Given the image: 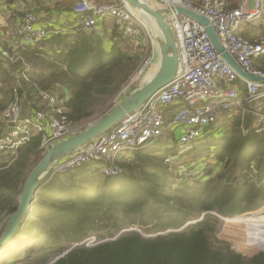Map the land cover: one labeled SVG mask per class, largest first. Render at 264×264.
<instances>
[{"label": "trees", "instance_id": "obj_1", "mask_svg": "<svg viewBox=\"0 0 264 264\" xmlns=\"http://www.w3.org/2000/svg\"><path fill=\"white\" fill-rule=\"evenodd\" d=\"M127 45L121 38L108 49L95 30L77 29L73 39L53 33L24 50L27 81L13 88L12 99L46 109L40 92H55L60 101L65 96L60 88L69 92L63 103L68 121L81 123L117 94L135 68L137 57ZM254 65L264 72V55ZM6 106L0 103V114ZM237 112L210 126L219 133L215 143L188 150L212 149L207 155L214 157L202 176L191 172L189 181L181 176L177 184V174L165 163L179 154L181 130L175 145L158 140L133 152L132 160L117 161L119 175H106L95 164L66 173L51 170L0 264H264V252L247 256L215 237L220 215L236 217L264 204V130L257 131L254 112ZM42 142L34 135L16 155L0 152V236L45 155ZM92 237L96 241L87 244Z\"/></svg>", "mask_w": 264, "mask_h": 264}, {"label": "built area", "instance_id": "obj_2", "mask_svg": "<svg viewBox=\"0 0 264 264\" xmlns=\"http://www.w3.org/2000/svg\"><path fill=\"white\" fill-rule=\"evenodd\" d=\"M153 1L159 5L157 7L171 10L164 17L178 51L179 66L175 78L100 138L56 162L53 173H66L94 163L101 166L106 175H119L122 170L115 165L117 161L132 160L134 155L131 153L151 145L168 131L180 127L178 144L181 147L190 145L226 114L244 111L250 105H255L250 112L257 108L254 112L257 131L264 130V109L258 108L264 100V81L250 80L235 72L213 45L204 26L175 11L176 7H182L206 16L221 46L235 62L246 73L260 77L264 72L255 67L254 61L264 55V37L251 40L243 35V28L257 19L264 20V0H243L237 7H231V0ZM74 12L78 30H94L101 21L113 19L123 38L135 45L143 43L145 24L126 0L109 4L80 0ZM58 32L61 31L37 26L32 12L24 15L17 28L22 48L36 45ZM6 57L8 50L0 48V60ZM155 61L153 49L140 64L141 71L151 68ZM40 98L47 109L23 114L22 106L16 101L3 112L8 131L0 136V152L16 155L17 149L32 136L45 133L41 146L49 149L78 131V127L71 126L65 107L54 93L41 91ZM179 101L184 105L166 117L165 108Z\"/></svg>", "mask_w": 264, "mask_h": 264}, {"label": "water", "instance_id": "obj_3", "mask_svg": "<svg viewBox=\"0 0 264 264\" xmlns=\"http://www.w3.org/2000/svg\"><path fill=\"white\" fill-rule=\"evenodd\" d=\"M133 9L148 15V19L154 22L158 29V41L160 46V67L156 74L143 86L135 89L129 96L120 101L113 109L104 115H96L89 121V125L79 133L60 141L51 147L41 161L30 172L23 191L19 197V205L16 212L7 221L0 236V249L9 244L26 219L27 213L32 206L38 189L45 183L48 173L53 169L56 162L65 158L70 153L78 150L85 144L100 138L104 133L118 125L128 115L134 113L139 107L168 85L178 72L179 59L174 37L166 23L165 15L171 10L154 7L144 0H126ZM175 11L186 14L204 26L211 42L221 53L227 63L244 78L254 81H264V76H253L246 73L232 58V56L221 46L214 27L209 19L191 9L176 7ZM145 20L144 16L142 15ZM146 21V20H145ZM152 22V23H153ZM110 104L109 106H111ZM126 231V230H125Z\"/></svg>", "mask_w": 264, "mask_h": 264}, {"label": "rangeland", "instance_id": "obj_4", "mask_svg": "<svg viewBox=\"0 0 264 264\" xmlns=\"http://www.w3.org/2000/svg\"><path fill=\"white\" fill-rule=\"evenodd\" d=\"M120 1L116 0L113 2L107 1V2H102V3H98V2H96V3L97 4H109V3H119ZM23 3H24V5L22 7L23 8L22 11L25 10L26 7L28 6L27 3H25V2H23ZM77 3H75V6L77 5ZM155 4L157 6H159L156 2H155ZM246 4H248V3L246 2ZM230 5H231V7H237L238 6V5L237 6L233 5V0L230 1ZM139 17L142 20V22L145 24L143 43L142 44L139 43V44L135 45L133 42H130L126 46V47H128L126 49L127 51H129L132 55L133 54L136 55V57H137L136 66L132 70V72L130 73L128 79L122 84V86L118 90L117 94L103 108H101L94 116H96V115L102 116V115L108 113L120 101H122L124 98L129 96L130 93H132L135 89L146 84L155 75L156 71L158 70L157 69V62L160 60V46H159V41H158V32H157L154 24L149 19L146 18V21L144 22L143 17L141 15H139ZM105 21L112 22L110 20H105ZM105 21H101L100 23L105 22ZM263 26H264V20L257 19L255 21L248 23L246 26H244L243 30H245V29L246 30H261L258 33V34H260V36H258V37L261 38V37H264V30H263L264 27ZM73 27H74V24H73L72 28ZM16 33H17V30H16ZM30 47L31 46H28L26 48H19V45H17V47H15V48L13 46L9 47L10 49H7L8 50V57L4 58L3 61L10 60L11 63L8 61H6V62H8L10 64L14 63L15 67H16V65L19 66L20 62H22L26 66V64L23 61L22 52L24 50L30 48ZM123 47H124V45H123ZM153 49L155 50V53H156L155 65H153L151 68H148L144 71H141L140 64L145 59L147 53L149 51H152ZM125 87H126V89L124 91L123 89ZM122 90H123V92H121ZM53 93H55V92H53ZM56 94H58V92ZM16 101L20 104V106H22L23 114H26L25 113L26 105H25V103L23 105V102L21 103V101L13 100L11 98H7L6 100L3 101V103L7 105L6 106V109H7L9 106H11ZM41 103L43 104V102H41ZM110 104H112V105L109 106ZM45 106L47 107L46 104H45ZM251 108H253V105H250L249 107H245L244 111L238 110L239 112H237L236 115H244L245 113L250 112ZM258 108L264 109V100H262L261 105H259ZM38 110H44V109H38ZM3 112H2V115H3ZM254 112H255V110H254ZM94 116H92V117H94ZM92 117H90V118H88V119H86V120H84L81 123H78L76 125H71V126L78 127V131L75 134L79 133L81 130L83 131L89 125L88 123L90 120H92L91 119ZM175 129L176 128H174L173 131ZM206 129H207L206 134H204L202 137H199L196 141L192 142V145H188V146H184V147H181L179 145L180 150L186 149L185 151L180 152L179 154L169 155L165 159V163L167 164L169 170L174 171L177 174L176 175L177 176L176 177L177 178V184L181 183L183 180L189 181L188 180L190 178L189 174L191 172H193L192 173L194 175L193 177L202 176L204 171H206V169L209 166L208 162L214 160L213 156L210 157L209 155H207L208 152H211L210 150H212V149H208V151H205L206 156H204L205 152L191 153L190 151H188L189 149L192 150L196 146H199L200 143L206 142L207 144H209L211 142L215 143L217 141L216 140L217 139L216 134H219V133L214 131L216 129L213 128L211 130L210 127L206 128ZM169 133H170V131L167 134H169ZM175 133L178 135L179 130H176ZM167 134H166V136L158 139V140H161V142H164L162 144H165L166 141H168V138H169V141L172 140V137L174 134L173 133H170L169 135H167ZM45 135H46V133H45ZM45 135L42 136L43 141H44ZM175 143L176 142L173 141V142H171V145H175ZM41 148H44V147L41 146ZM49 149L48 148L44 149L45 154ZM33 165L34 164H32V167H33ZM181 176H184L185 178L183 180H181ZM262 215H264V204L261 207L257 208L256 210L251 211V212H247V213L242 214V215H238V216H236V218L239 219L241 217H244V220H251L252 222H254L255 219L259 218ZM219 218L222 220V222L219 224V226L216 230V233H215V237L217 239H219L220 241L225 242V243L227 242L229 245H231L232 249H234V250H236V251H238L244 255H247V256H254L255 254H258L260 252H264V245H261V246H259V245L254 246L253 245L252 246V245L247 244L248 242L246 241V238H247L246 234H247L248 229L244 225H242L241 223L227 224V223H225V219L223 216L220 215ZM230 218H233V217H230ZM243 236H244V238H243ZM239 237H240V240H239ZM95 241H96V238L92 237L91 239H89L87 244L88 243H94Z\"/></svg>", "mask_w": 264, "mask_h": 264}, {"label": "crops", "instance_id": "obj_5", "mask_svg": "<svg viewBox=\"0 0 264 264\" xmlns=\"http://www.w3.org/2000/svg\"><path fill=\"white\" fill-rule=\"evenodd\" d=\"M28 1V2H27ZM93 3H102L107 1H116V0H91ZM27 3L28 6L25 10L22 11L24 3ZM80 2V0H0V48L10 49L9 47H17L21 39L18 37L16 30L18 26L22 23L24 17V12H32L36 16V25L46 28H54L61 31L63 34H68L71 39L76 35V13L74 12L75 3ZM243 0L240 2L241 5ZM22 5V6H21ZM238 5V6H239ZM24 13V14H23ZM112 22L105 21L99 23L96 32H99L102 36H105L107 40V47L111 49L117 39H121L122 34L118 30L116 23L113 19H108ZM108 22V23H107ZM104 23V24H103ZM74 24V27L72 28ZM264 27V26H263ZM264 30V29H263ZM259 31L261 30H243V32L249 33L251 36H260ZM125 39V38H123ZM128 44L129 40L125 39ZM126 43V42H125ZM33 47H30L26 50H29ZM24 52V51H23ZM22 52V54H23ZM11 63L10 60H6ZM6 61L0 60V103H3L7 98L12 99V90L15 87H18L21 84H24L27 81L26 70L30 68V65L26 63V66L20 62L19 66L15 64H10ZM23 66V67H22ZM61 93L65 96L60 102L63 104L65 102V97H69V92L66 94L64 90L58 88ZM27 101V100H26ZM109 102V101H108ZM26 105L25 113L32 114L33 106L30 102H24L23 105ZM184 105V102L179 101L174 105H170L165 108V112L170 116L181 106ZM232 113V112H231ZM228 117L233 116L232 114H226ZM176 130H181V128H176L170 130V133L175 134ZM8 131V130H7ZM6 132V127L2 119V113L0 114V136H4ZM169 132V131H168ZM167 132V133H168ZM7 133V132H6ZM166 133V134H167ZM4 134V135H3ZM166 134L164 136H166ZM168 135V134H167ZM162 136V137H164ZM161 137V138H162ZM169 137V136H168ZM178 138L174 135L172 140L169 142H175V139ZM171 139V138H170ZM169 140V138H168ZM152 143L149 147L154 145Z\"/></svg>", "mask_w": 264, "mask_h": 264}, {"label": "bare ground", "instance_id": "obj_6", "mask_svg": "<svg viewBox=\"0 0 264 264\" xmlns=\"http://www.w3.org/2000/svg\"><path fill=\"white\" fill-rule=\"evenodd\" d=\"M145 2L151 4L152 6L154 7H157V5L155 4V2L153 0H144ZM138 12L139 15H143L145 20L146 18L148 19V15L146 13H143V12H139V11H136ZM153 22V21H152ZM154 24V22H153ZM158 34H159V31L158 29H156ZM160 67V60L158 61L157 63V69H159ZM157 72V71H156ZM140 73V72H139ZM156 74V73H155ZM150 76V75H149ZM135 78V77H134ZM133 78V79H134ZM132 79V80H133ZM150 146V145H149ZM147 146V147H149ZM188 146V145H186ZM147 147L143 148V149H146ZM184 147V146H182ZM141 149V150H143ZM186 149L184 150H180L179 148V153L180 152H183L185 151ZM139 151V150H137ZM132 154V153H131ZM94 164V163H93ZM96 165V164H95ZM98 168H101L99 167L98 165H96ZM102 170V168H101ZM102 172L104 173V171L102 170ZM110 176H114V175H110ZM225 219V223L227 224H235V223H241L242 225H244L248 230H247V238H246V241L248 242L247 244L249 245H254V246H261V245H264V215L260 216L259 218L255 219L254 222H252L251 220H244V217H241L239 219H237L236 217H233V218H230V217H226L224 218ZM246 230V229H245ZM244 238V236H243ZM239 240H240V237H239ZM9 244H7L2 250L0 249V256L2 254V252L4 251V249L8 246ZM262 248V247H261Z\"/></svg>", "mask_w": 264, "mask_h": 264}]
</instances>
